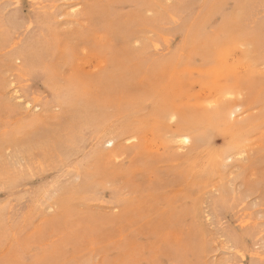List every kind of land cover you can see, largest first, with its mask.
Masks as SVG:
<instances>
[{"label":"rangeland","instance_id":"obj_1","mask_svg":"<svg viewBox=\"0 0 264 264\" xmlns=\"http://www.w3.org/2000/svg\"><path fill=\"white\" fill-rule=\"evenodd\" d=\"M0 264H264V0H0Z\"/></svg>","mask_w":264,"mask_h":264},{"label":"bare ground","instance_id":"obj_2","mask_svg":"<svg viewBox=\"0 0 264 264\" xmlns=\"http://www.w3.org/2000/svg\"><path fill=\"white\" fill-rule=\"evenodd\" d=\"M235 104L234 103H221V105L217 107V109L214 111L213 114H210L209 116L207 115L208 123L209 124L216 123L217 125H220L219 123L221 122V117L225 118L226 119L225 121L230 123V128H233L232 131L234 133H239L240 135H242L243 133L242 131L243 130L245 131V129L248 127V121H246L247 119L239 120V121L233 120L234 118H236V116L235 117L233 116L234 118H232V114L235 113V106H234ZM188 126H189V123L186 120H180V122L173 127L175 129L176 137H178V139L182 141L184 144H188V143L190 144L191 141L196 142L198 138L197 136L198 133L196 132V129L192 127L191 125L189 127ZM225 129H227V127H225ZM240 137L241 136H235V135L229 136V141H228L226 151L223 153H218L216 156H211V158L207 159L208 163L212 165L213 163L212 160H213L215 164L226 165V163L232 161L233 157L236 154H239L241 150L240 148L243 145L242 143L245 144L244 139H241ZM110 141L111 143H113L115 139L111 138L109 139V142Z\"/></svg>","mask_w":264,"mask_h":264}]
</instances>
